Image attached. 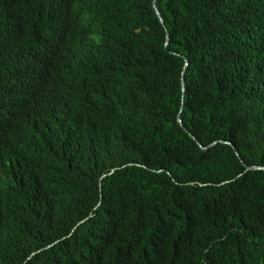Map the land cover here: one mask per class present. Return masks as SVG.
Returning a JSON list of instances; mask_svg holds the SVG:
<instances>
[{
  "label": "trees",
  "instance_id": "16d2710c",
  "mask_svg": "<svg viewBox=\"0 0 264 264\" xmlns=\"http://www.w3.org/2000/svg\"><path fill=\"white\" fill-rule=\"evenodd\" d=\"M249 167L264 0H0V264H264Z\"/></svg>",
  "mask_w": 264,
  "mask_h": 264
},
{
  "label": "water",
  "instance_id": "95a60500",
  "mask_svg": "<svg viewBox=\"0 0 264 264\" xmlns=\"http://www.w3.org/2000/svg\"><path fill=\"white\" fill-rule=\"evenodd\" d=\"M154 7L159 15V17L161 18V20L163 21V17H162V14L158 8V5H157V1L154 2ZM183 87H184V90L186 89V80H185V77L183 78ZM180 122L183 123V120L180 118ZM201 147L204 149V150H208L209 147H203V145L200 143ZM264 168H258V167H249L248 170H262Z\"/></svg>",
  "mask_w": 264,
  "mask_h": 264
},
{
  "label": "clouds",
  "instance_id": "9594fccd",
  "mask_svg": "<svg viewBox=\"0 0 264 264\" xmlns=\"http://www.w3.org/2000/svg\"><path fill=\"white\" fill-rule=\"evenodd\" d=\"M161 12V11H160ZM163 17V16H162ZM164 23V19L162 21ZM170 43V39H168V44ZM190 134L192 135V133L190 132Z\"/></svg>",
  "mask_w": 264,
  "mask_h": 264
},
{
  "label": "rangeland",
  "instance_id": "374dc122",
  "mask_svg": "<svg viewBox=\"0 0 264 264\" xmlns=\"http://www.w3.org/2000/svg\"><path fill=\"white\" fill-rule=\"evenodd\" d=\"M64 30V28H62V31Z\"/></svg>",
  "mask_w": 264,
  "mask_h": 264
}]
</instances>
